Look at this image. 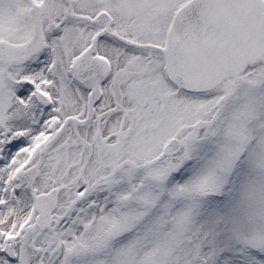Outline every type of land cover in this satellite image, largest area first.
Instances as JSON below:
<instances>
[{"label":"snow or ice","instance_id":"1","mask_svg":"<svg viewBox=\"0 0 264 264\" xmlns=\"http://www.w3.org/2000/svg\"><path fill=\"white\" fill-rule=\"evenodd\" d=\"M0 264H264V0H0Z\"/></svg>","mask_w":264,"mask_h":264}]
</instances>
